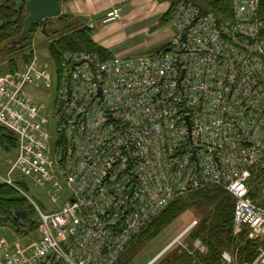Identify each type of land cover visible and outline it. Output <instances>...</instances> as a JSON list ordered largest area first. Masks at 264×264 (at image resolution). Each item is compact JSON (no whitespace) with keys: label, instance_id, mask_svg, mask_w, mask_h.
Here are the masks:
<instances>
[{"label":"built area","instance_id":"built-area-1","mask_svg":"<svg viewBox=\"0 0 264 264\" xmlns=\"http://www.w3.org/2000/svg\"><path fill=\"white\" fill-rule=\"evenodd\" d=\"M263 3L233 0L232 14L221 17L180 2L171 40L153 53L101 60L68 52L59 72L34 57L1 76L0 127L17 147L0 182L29 200L38 232L26 247L0 231V264H115L170 202L212 186L234 199L233 234L245 228L263 243L242 264H264ZM101 16L110 22L122 11ZM16 172L48 185L54 208L28 198ZM196 225L146 264L176 244L206 253L200 239L181 242ZM221 264L239 263L224 250Z\"/></svg>","mask_w":264,"mask_h":264},{"label":"trees","instance_id":"trees-1","mask_svg":"<svg viewBox=\"0 0 264 264\" xmlns=\"http://www.w3.org/2000/svg\"><path fill=\"white\" fill-rule=\"evenodd\" d=\"M27 1L0 0V61L7 58L9 67L11 66L14 72L18 70L15 59L19 54L23 55V59L26 62H29L32 56L29 52H26L29 48L27 45L28 37L22 40L20 44H13L23 31V21L28 15L25 7ZM165 1L169 2L170 7L160 20L161 25L170 21L174 7L180 2L196 5L203 12L212 11L217 14L229 15L232 11L231 0H202L201 4L197 3L196 0ZM262 6L264 7V3ZM49 20H46L42 31L44 35L54 39L48 45L49 55L53 60L59 62L63 59L65 53L80 52L81 50L98 54L101 60L112 55L94 43L92 40V28L88 27L82 19L62 15V18H56V21L60 24L59 28L46 31V27L50 23ZM36 24L38 23H35L33 27ZM12 55L14 57H11ZM0 147L4 149H16L17 147L16 136L3 127H0ZM23 183L20 180L16 185L25 192L26 187L23 186ZM31 207L32 205L28 199L15 187L0 182V219H6L10 222L17 210L24 209L30 214ZM190 207L197 210L201 215L199 224L192 231V237L200 239L207 247L206 253H198L196 255L195 258L198 259V262L202 264H221V253L232 247L237 249L239 264L251 262L257 257L258 244L256 241L248 239L245 231L237 235L233 234L234 199L220 186L201 189L187 197H180L170 202L141 232L138 242L148 241L161 233L164 228ZM30 221L31 223L28 225L32 226L35 221L32 219ZM22 231H24L23 228L19 232ZM186 259L185 255H179L176 251L165 257L166 264H177L185 262Z\"/></svg>","mask_w":264,"mask_h":264},{"label":"rangeland","instance_id":"rangeland-1","mask_svg":"<svg viewBox=\"0 0 264 264\" xmlns=\"http://www.w3.org/2000/svg\"><path fill=\"white\" fill-rule=\"evenodd\" d=\"M202 0H196L197 3L201 4ZM206 1V0H205ZM211 1V0H207ZM232 1L231 0V10H232ZM232 12V11H231ZM229 13V15L231 14ZM219 14V13H218ZM221 17H229L227 14H219ZM49 25L46 27V31L53 30L55 28H59L60 24L56 21V18H50ZM45 27V26H44ZM42 25L41 23L36 24L29 36L27 45L29 48L26 50V52H29L32 56V60L34 57L39 58L40 62L47 65L50 71H56L59 72L60 63L61 61L57 62L53 60V58L49 55L48 45L49 42L54 40L50 37H47V35H44V32L42 31ZM153 32H156L153 31ZM150 35V34H149ZM149 41V39H148ZM148 41L140 40L137 41L135 44H130L128 47L127 53H124L121 56L126 57H137L141 55H146L151 52L147 51L148 47ZM146 49V50H145ZM161 49V48H160ZM80 52L88 53L96 55V57L99 58L98 54L88 52L86 50H81ZM113 55V54H112ZM11 57H14L13 55ZM16 60V67L17 69H21L25 64L29 63L26 62V60L23 59V55L19 54L17 56ZM15 67V68H16ZM12 67H9V63L7 58L5 60L0 61V77L4 75H8L13 73ZM42 99H44L42 97ZM16 155V149H4L0 147V175L7 176V172L15 160ZM13 177V180L18 183V181H23V186H25V193L28 198L34 201L36 205H38L43 211H49L54 208V204L51 202L50 195L47 193V190H51L48 185L45 187H41L35 183V178L33 176L27 175V174H19L16 172L15 174L11 175ZM196 192V191H195ZM51 193H53V190H51ZM194 192L187 193L180 197H187L188 195L192 194ZM61 200L60 203L64 199V194H61ZM179 197V198H180ZM29 201V200H28ZM34 207H31L30 212V218L35 221V223L31 226L28 225L24 231L22 232H16L14 226L11 224V222L6 220V224L3 225V227L0 228V231L3 235H5L7 238L12 239L14 236H19L23 238V243L26 247L31 246L32 242L35 241L37 237L38 232V220H37V214ZM156 218V217H155ZM201 219V215L195 210L194 208L190 207L185 212H183L179 217H177L172 223H170L166 228L162 230L161 233L156 235L155 237L151 238L148 241L145 242H138L139 235L141 232L154 220H151L145 228L139 231V233L130 241L128 244L126 250L120 257V259L115 264H146L148 261H150L153 257L158 255L164 247L170 243L175 237L179 235L181 231H183L191 222L194 220L197 221V225L199 224ZM37 221V222H36ZM196 225V226H197ZM195 226V228H196ZM193 228L183 239L182 243L184 245H190L191 242L195 239L192 237V231L195 229ZM246 232V237H248V231L247 229L243 228L241 231H239L237 234ZM234 234V235H237ZM253 241H256L258 244L257 252L259 254L262 241L260 239H250ZM22 242V241H21ZM139 243V244H137ZM176 251L179 255H185L187 257L185 262H180L177 264H197L198 259L195 258L198 252H192L189 254L185 250H183V247L179 244L174 245L170 250L164 252L154 264H166L165 257H167L171 252ZM229 251L234 255L237 263H239V260L237 258V249L230 248ZM257 254V255H258Z\"/></svg>","mask_w":264,"mask_h":264},{"label":"crops","instance_id":"crops-1","mask_svg":"<svg viewBox=\"0 0 264 264\" xmlns=\"http://www.w3.org/2000/svg\"><path fill=\"white\" fill-rule=\"evenodd\" d=\"M60 4L62 15L91 23L94 43L114 55L127 53L130 44L144 39H149L147 51L153 53L173 36L169 22L160 24L170 7L165 0H60ZM112 7L121 8V19L102 22V13Z\"/></svg>","mask_w":264,"mask_h":264},{"label":"water","instance_id":"water-1","mask_svg":"<svg viewBox=\"0 0 264 264\" xmlns=\"http://www.w3.org/2000/svg\"><path fill=\"white\" fill-rule=\"evenodd\" d=\"M25 7L28 15L23 21V31L13 44H20L26 39L35 23H41L44 28L47 19L62 18L60 0H28ZM30 220L29 212L19 209L14 213L10 222L19 231L21 227L30 224ZM0 221L6 222V219H0Z\"/></svg>","mask_w":264,"mask_h":264},{"label":"flooded vegetation","instance_id":"flooded-vegetation-1","mask_svg":"<svg viewBox=\"0 0 264 264\" xmlns=\"http://www.w3.org/2000/svg\"><path fill=\"white\" fill-rule=\"evenodd\" d=\"M21 223V221H19Z\"/></svg>","mask_w":264,"mask_h":264}]
</instances>
